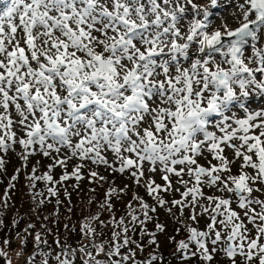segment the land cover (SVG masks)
Segmentation results:
<instances>
[{
  "label": "snow or ice",
  "instance_id": "1",
  "mask_svg": "<svg viewBox=\"0 0 264 264\" xmlns=\"http://www.w3.org/2000/svg\"><path fill=\"white\" fill-rule=\"evenodd\" d=\"M233 4L235 27L223 20L213 27L220 0H10L0 6V152L18 145L25 168L38 154L52 161L43 175L34 166L27 177L31 188L38 180L51 185L47 197L33 194L38 207L55 197L58 208L56 185L75 179L78 188L85 168L89 183L109 185L99 211L79 229L65 224L67 235L55 247L36 232L25 264H163L155 250L137 256L145 236L158 247L146 227L158 208L188 234L173 253L180 261L214 264L221 253L228 264H264V0ZM70 160L79 162L55 180L53 169H66ZM4 163L0 156V169ZM101 167L126 174L130 183L115 184ZM18 175L19 169L11 180ZM130 190L118 216L116 201ZM172 192L180 199L167 200ZM201 218L208 221L203 229ZM138 227L140 240L133 238ZM21 240L18 256L26 237ZM0 259L12 264L6 248Z\"/></svg>",
  "mask_w": 264,
  "mask_h": 264
},
{
  "label": "trees",
  "instance_id": "2",
  "mask_svg": "<svg viewBox=\"0 0 264 264\" xmlns=\"http://www.w3.org/2000/svg\"><path fill=\"white\" fill-rule=\"evenodd\" d=\"M0 156L3 157L5 163L3 169H0V220H3L4 226L0 227V248H6L8 253V258L11 259L12 264H25V259L33 253L34 245V235L36 232H40L43 238H46L52 247H55L53 243L54 240L59 237L63 239L67 233L65 231L64 225L67 224L69 227L75 226L79 229L81 222L85 217L96 214L98 209V202L103 199L104 192L106 189L98 184L89 183L87 175H84V179L79 182V187H90L94 186L100 187V195L94 194L90 191H83L74 187L77 184L75 179H69L64 182L63 186L57 184L56 187L59 190V199L62 203L57 208L56 198H50L51 202L45 201L42 206H37L40 197L33 200V194L36 192H43L44 196L47 197V187L51 185H46L43 181H36V187L31 188L32 181H30L24 173V169L27 170L29 167V161L27 167H23V161L20 156L17 157L15 163H9L8 155L0 152ZM17 169H19V175L15 181L11 178L13 175L17 174ZM37 174H42L41 172ZM43 175V174H42ZM59 175H61L59 173ZM26 177L25 178H23ZM40 176V175H37ZM23 178V179H22ZM60 178V177H59ZM10 182L14 184V187H9ZM65 188L67 192L70 193V197L65 196ZM7 194V197H6ZM7 198V206H5V199ZM93 200V203H89V200ZM69 200L71 203L69 204ZM69 207L71 211L69 212ZM116 207L121 211L117 212V215H121L123 212V207L120 201L116 202ZM58 211V215L54 213ZM108 213L104 212L101 215V219H107ZM47 217V219H45ZM14 221L16 222L14 225ZM29 224L34 225V228L28 229L25 232L24 229L27 228ZM149 232H154L155 227L149 224L146 225ZM21 237H26L24 241V253L23 256H18L17 252L20 251L22 240ZM136 240H140L139 227L137 228L136 235L133 237ZM151 237L145 236L142 240V244L145 246L144 251L137 252L138 259L142 260L146 258L153 250L157 254L163 256V264H201L202 261L192 259L188 262H182L179 260L178 256L174 255L175 249L171 250L170 253L165 250L154 249L155 245H150L149 240ZM7 239L9 245L5 246L3 241ZM78 239L76 233L73 234L72 241L75 242ZM175 246V245H174ZM168 250V249H167ZM39 257L37 256V262ZM0 264H5L3 259H0Z\"/></svg>",
  "mask_w": 264,
  "mask_h": 264
},
{
  "label": "rangeland",
  "instance_id": "3",
  "mask_svg": "<svg viewBox=\"0 0 264 264\" xmlns=\"http://www.w3.org/2000/svg\"><path fill=\"white\" fill-rule=\"evenodd\" d=\"M8 4H10V0H3L1 2L0 6H6ZM233 11H234L233 0H220V7H218L217 10H216V19H215V21L213 23V27L219 26L221 24L222 20L223 21H226L231 27L237 26L234 23V21H233V17H232V12ZM225 154L228 155L229 158H231V156H232V152L230 150H227V149H226ZM16 159H17V156L14 155V152L13 151H11L10 152L9 162L10 163H14V161ZM208 159H212V157L209 155L208 156ZM38 160L40 161V164L39 165L36 164V162ZM78 162L79 161H75V160L68 161L67 168L66 169L63 168L64 169L63 171H62V168L61 167H56L55 169H53L52 175H53L54 179L55 180H59L60 179L59 177L61 175H59V173L61 171H62V174L65 171L71 172L74 164L75 163H78ZM50 163H52V161L49 158L43 157L42 155H39V154L36 155V156H32L31 157V165H32V168L34 166H36L37 169H39V170L42 171L41 172L42 174H43V172H46L47 171V166ZM200 163L201 164H205V166H207L206 165V161L203 160V159L200 161ZM213 163H216V161H213ZM238 166H239V161H237V163L235 165H233V174L234 175L236 174V171H237ZM32 168L30 170L24 169L25 175H27L28 173L30 174V172L32 171ZM89 168L95 169L96 166L89 164ZM97 170L100 171L102 175L108 176L109 180H114L115 184H118L121 187L124 184L130 183V181L128 180L126 174L125 175H120V174H115L114 173L112 175H109V173L107 171H104L103 167H101L100 169H97ZM82 173H83V175H88V168L82 169ZM42 174H37L36 173V175H42ZM23 178L26 179V177H24V176H23ZM154 178H155V180H156L157 183L163 184V181L160 179L159 174H156ZM173 181H175V177H173ZM108 187H109L108 184H103L102 189L103 190L104 189L107 190ZM94 188L96 189L95 192L90 191V189H92V188L85 187V186L78 187L77 189H79V191L80 190L90 191V192H92L94 194L100 195V192H99V188L100 187L97 188V186H94ZM138 191L140 192V194L142 196H144L145 200L150 205H154L155 202L150 197L147 196V194L145 193V191H144L143 188H139ZM181 191H183L182 188H181ZM213 191L214 190L205 189V192L208 193L209 195H211ZM216 195H220V193H216ZM254 195H259V194L258 193H254ZM165 198L167 200H172L174 198L175 199H180V196H179V193L172 192V193H169V194H165ZM261 198H264V196H262ZM130 199H131V190L129 191V194L127 196H125L122 200H120V203L122 205H124ZM202 203H204V201H202ZM233 207H235V205H233ZM173 212H175L176 215L179 216L178 215L179 213L176 212V209L175 208L173 209ZM151 215L153 216V219L151 220L152 223L150 222L148 224L155 225V228L154 229L156 230V240H157V244H158V247H157V245H155L154 246L155 247L154 249H157V250H159V249L160 250H165V251H168L170 253L169 248L172 249V247L176 244V241L177 240L175 238L176 237H179L180 235H183L184 236L186 234H184V231H181V232L177 233L176 229L178 227H176L175 224L179 220L175 219L164 208H158L157 213H154V214H151ZM207 222L208 221H207L206 218H201V221H200V224L198 225V227L201 228V229H203L205 227V225H206ZM157 223H160L161 225H163V227H164V230L163 231H157V229H156V224ZM171 238H174V239H171ZM214 264H228V261L224 257L223 254L217 253L216 256H215Z\"/></svg>",
  "mask_w": 264,
  "mask_h": 264
}]
</instances>
